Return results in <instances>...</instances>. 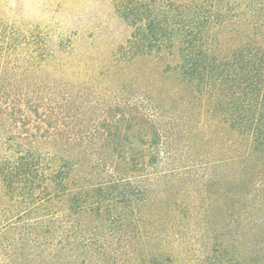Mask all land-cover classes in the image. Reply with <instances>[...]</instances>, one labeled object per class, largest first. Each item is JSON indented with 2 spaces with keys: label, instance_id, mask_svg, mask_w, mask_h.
Wrapping results in <instances>:
<instances>
[{
  "label": "rangeland",
  "instance_id": "374dc122",
  "mask_svg": "<svg viewBox=\"0 0 264 264\" xmlns=\"http://www.w3.org/2000/svg\"><path fill=\"white\" fill-rule=\"evenodd\" d=\"M144 1L154 24H175L179 5L228 16L243 5ZM131 32L115 0H0V123L12 124L15 135L93 139L79 147L88 154L167 157L153 167L154 180L124 190L132 197H118L116 188L101 194L115 200L111 213L65 218L53 250L71 251L54 264H264V170L216 163L225 152L194 139L192 120L199 118L192 117L191 104L181 105L168 72L175 48L123 58L119 52ZM38 124L43 130L35 133ZM117 138L124 147L101 145ZM85 247L87 254L79 252Z\"/></svg>",
  "mask_w": 264,
  "mask_h": 264
},
{
  "label": "trees",
  "instance_id": "16d2710c",
  "mask_svg": "<svg viewBox=\"0 0 264 264\" xmlns=\"http://www.w3.org/2000/svg\"><path fill=\"white\" fill-rule=\"evenodd\" d=\"M242 1L236 16L215 8L203 14L197 7L179 5L175 6V24H154L153 10L144 0H115L117 13L132 29L119 54L131 59L175 48V65L168 64V72L177 80L181 105L191 104L192 117L199 118L192 120L194 139L225 152L217 164L261 171L264 0ZM14 130L12 124L6 128L0 123V264L65 261L68 251L63 246L53 250L52 241L61 225L69 223L65 218L77 220L91 212L102 218L111 213L117 207L115 200L106 201L101 194L116 188L121 191L118 197H132L124 190L131 184L140 189L144 182L154 180L153 167L167 160L159 154H88L79 147L93 139L15 135ZM42 130L40 124L33 128L35 133ZM123 143L122 138L101 140V145L113 149L124 147ZM104 201L109 204L103 210ZM54 204L63 210L53 212ZM13 212L16 217H9ZM120 218L123 222L125 217ZM73 245L72 252L78 251ZM89 250L85 247L79 252ZM46 251H53L54 258Z\"/></svg>",
  "mask_w": 264,
  "mask_h": 264
}]
</instances>
